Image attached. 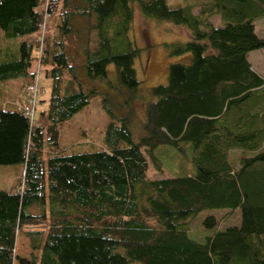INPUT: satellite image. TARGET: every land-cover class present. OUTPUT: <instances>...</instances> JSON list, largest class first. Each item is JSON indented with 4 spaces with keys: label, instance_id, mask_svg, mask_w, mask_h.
I'll return each instance as SVG.
<instances>
[{
    "label": "trees",
    "instance_id": "obj_1",
    "mask_svg": "<svg viewBox=\"0 0 264 264\" xmlns=\"http://www.w3.org/2000/svg\"><path fill=\"white\" fill-rule=\"evenodd\" d=\"M136 3L189 32L166 44L179 57L167 84L145 89L137 77ZM263 16L264 0H211L197 14L167 0H0V83L23 79L24 91L39 52L51 80L39 123L0 88V164H23L0 190V264H264V77L248 57L264 48ZM94 96L110 119L108 148L67 154L60 126ZM167 146L189 150L196 171L147 178L149 158L163 171L154 150ZM210 209L239 211L240 225L215 230L208 215L214 232L190 238L189 221ZM19 236L28 259L16 254Z\"/></svg>",
    "mask_w": 264,
    "mask_h": 264
},
{
    "label": "rangeland",
    "instance_id": "obj_2",
    "mask_svg": "<svg viewBox=\"0 0 264 264\" xmlns=\"http://www.w3.org/2000/svg\"><path fill=\"white\" fill-rule=\"evenodd\" d=\"M211 0H167L171 8L192 6L194 13H199ZM53 21L49 20L50 29ZM168 21H158L143 15L138 3L134 5V22L131 37L135 44L142 49L141 56L135 61L137 77L141 81L143 88H150L159 84H167L173 80V70L171 64L176 63L179 57L169 55L166 44L176 41H186L182 35L181 28L170 24ZM60 22L55 21L54 26ZM256 33L264 39V16L256 21ZM57 32V30H56ZM3 32L0 30V48L6 46ZM249 61L252 67L264 77V48L249 53ZM114 71L113 65L109 68ZM42 91L39 94V102L36 107L34 121L39 123L40 112L48 108V101L51 90V80L45 78L42 73ZM23 79H11L0 83V88L7 95V104L10 108L14 105H23L24 94L22 90ZM144 120L143 108H138L137 117L132 122V136L135 141L143 134L141 125ZM110 122L108 115L102 108L99 96L91 98L90 103L76 113L72 118L65 121L60 126L59 144L65 149V153H82L107 149L108 144L105 139L107 126ZM45 137L47 129L44 130ZM182 153L172 146L159 147L154 150V155L161 163L162 172L157 171L153 161L149 158V170L147 178L176 177L191 174L196 171L189 150ZM48 148L45 147L42 157L46 164L49 157ZM235 156V155H234ZM23 164H0V190L10 189L15 180L21 176ZM194 171V172H193ZM215 216L218 221L216 229H225L229 226H238L241 222L239 211L232 214L227 209H210L201 211L194 219L189 221V237L203 242L206 237L214 231L202 226L203 219L208 216ZM32 253L29 238L19 236L16 246V254L19 258L28 259ZM36 253V251H35ZM19 264V263H15ZM132 264H139L138 262Z\"/></svg>",
    "mask_w": 264,
    "mask_h": 264
},
{
    "label": "built area",
    "instance_id": "obj_3",
    "mask_svg": "<svg viewBox=\"0 0 264 264\" xmlns=\"http://www.w3.org/2000/svg\"><path fill=\"white\" fill-rule=\"evenodd\" d=\"M41 62L40 52L39 58L36 62L35 74L31 83L27 84L24 89V104L21 106L23 113L33 118L35 116L36 107L38 104V98L40 93V81H41Z\"/></svg>",
    "mask_w": 264,
    "mask_h": 264
},
{
    "label": "crops",
    "instance_id": "obj_4",
    "mask_svg": "<svg viewBox=\"0 0 264 264\" xmlns=\"http://www.w3.org/2000/svg\"><path fill=\"white\" fill-rule=\"evenodd\" d=\"M211 21H212L213 24L216 25V26L220 24V19H219L218 16H214V17H212ZM177 28H181L183 38H185V39H188V38H189V32H188V30H186V29L183 28V27H176L175 29H177ZM253 69H254V68H253Z\"/></svg>",
    "mask_w": 264,
    "mask_h": 264
}]
</instances>
